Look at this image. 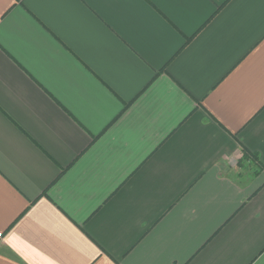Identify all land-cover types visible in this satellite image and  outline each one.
Wrapping results in <instances>:
<instances>
[{"label": "crops", "instance_id": "crops-1", "mask_svg": "<svg viewBox=\"0 0 264 264\" xmlns=\"http://www.w3.org/2000/svg\"><path fill=\"white\" fill-rule=\"evenodd\" d=\"M0 234V264H264V0H0Z\"/></svg>", "mask_w": 264, "mask_h": 264}, {"label": "rangeland", "instance_id": "rangeland-1", "mask_svg": "<svg viewBox=\"0 0 264 264\" xmlns=\"http://www.w3.org/2000/svg\"><path fill=\"white\" fill-rule=\"evenodd\" d=\"M254 162L256 163V159L255 158H253V157H246V161L244 163L240 164V165H241V168L244 171L250 173V172H252L254 170L253 167H251V166L254 165Z\"/></svg>", "mask_w": 264, "mask_h": 264}, {"label": "built area", "instance_id": "built-area-1", "mask_svg": "<svg viewBox=\"0 0 264 264\" xmlns=\"http://www.w3.org/2000/svg\"><path fill=\"white\" fill-rule=\"evenodd\" d=\"M0 237H1V234H0Z\"/></svg>", "mask_w": 264, "mask_h": 264}, {"label": "trees", "instance_id": "trees-1", "mask_svg": "<svg viewBox=\"0 0 264 264\" xmlns=\"http://www.w3.org/2000/svg\"><path fill=\"white\" fill-rule=\"evenodd\" d=\"M254 157V156H253Z\"/></svg>", "mask_w": 264, "mask_h": 264}]
</instances>
